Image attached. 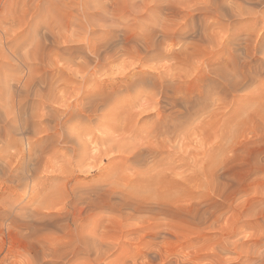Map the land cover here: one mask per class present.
<instances>
[{"label": "rangeland", "instance_id": "rangeland-1", "mask_svg": "<svg viewBox=\"0 0 264 264\" xmlns=\"http://www.w3.org/2000/svg\"><path fill=\"white\" fill-rule=\"evenodd\" d=\"M25 1L27 3V0ZM25 1L16 0L15 2V0H8V2L12 3L7 2V5L9 6L10 4L11 8H15L12 11L7 5L5 8H1L0 11L3 13L0 14L4 17L1 18L0 16V41L3 43L0 42V50H3V47L6 49L4 45L5 36L7 35L6 38L10 37L15 31L14 35L11 36L13 37L16 35L17 30L19 34L17 33L18 37H15L17 39L21 38L17 42L22 43L27 38L30 45L34 41L33 46L35 45L36 47V39L39 40V38L34 35V28L38 24L39 26L42 25L40 32H43L46 37H48L47 33L50 32L54 35L59 32V36H67L70 33V28L73 30V26L70 24V28L67 27L69 30L65 28L66 24L69 23V18H74L78 14L77 12H79L77 17H80L77 0H75L76 2L74 1L75 3L71 2L73 0H61L63 2H60V0H54V2L52 0H49V2L44 0L46 4H42V0L40 2L39 0H28V5H32L31 7H33L34 3L38 5L36 2H39L40 6L41 4L43 5L41 7L44 10L38 5L40 13L41 11L47 12L49 7L51 8L46 13L47 15H45V12H43L44 16L42 13L36 14L39 18L33 15L37 7L35 9L33 7L32 10L28 9V14L23 12L28 6H26ZM170 1L173 2V6L176 5L180 8L184 2H187L188 5L193 4L191 3L192 1L195 2V0H189L191 1L189 4L187 0L182 3L179 0ZM226 1L216 0L215 6L217 7V2L219 4L222 2L223 6L220 4V8L223 7L222 9H224L228 6L227 8L230 11L229 4L232 0H228V3ZM69 3L72 6H76L78 11L73 9L76 7L72 6H70L72 8L69 7L70 10L68 8ZM17 5L22 7V11ZM57 5L66 7L62 9V7L60 8ZM55 6L58 8L56 9ZM7 8L10 9L9 14L7 13ZM66 8L67 10L65 11L64 9ZM220 8L216 11H213L214 9L211 10L213 15L216 16L215 18L220 17ZM16 9H19V11H15ZM72 9L76 14L72 12ZM50 10H55V12L51 11L52 14L50 13L52 19L47 17ZM58 10L62 14L57 12ZM179 10L176 9L175 14H169L167 11L160 12L156 16L152 15L153 19L151 17L146 18L152 19V21H145L147 23L150 22V25L152 22H157V20L158 22H163V20L166 23L173 22L178 27L187 25L188 28L186 26L185 29L189 31V34L184 38L185 42L195 45L196 49H200L201 44L197 40L196 34L199 27L202 30L203 26L197 24L198 15H194V22L190 19L188 20L189 17L185 20L180 17L181 14H178ZM63 11L68 14L66 15ZM7 14L12 20L21 14V19L17 18L16 20L14 18L16 22H11V19H6ZM55 14L59 16V19L56 17L57 15L53 16ZM62 15L65 19L61 18ZM65 15L69 17L66 18ZM126 15L124 13L118 15V20L120 21L127 18L122 21L125 24L120 22L122 25L119 23L116 25L112 21H107V24H112L111 27L118 30L128 29L130 27L128 23H132V16ZM120 16L122 19H120ZM24 17L27 20L30 18V25H28L31 26L30 28L26 27L25 22L23 23V21H26ZM3 18L5 19L3 20ZM34 18L36 22L40 21L39 19L41 21L34 24L33 22L35 21L32 20ZM220 18V20L224 21L222 17ZM18 19L20 22H17ZM180 19L183 20L181 21ZM52 20L54 23L51 25ZM62 20H68V22H62ZM209 20L211 22V18L208 19V23H210ZM230 21L232 22V18ZM10 22L12 24L15 23L11 25ZM60 22L63 23V26ZM58 26L64 28L63 31L65 29L67 31L60 32L62 28ZM8 27L9 31L3 29ZM15 27L19 28L16 29ZM21 28L22 30H20ZM28 28L31 31L33 30L34 33L30 30L28 31ZM19 31L21 36H19ZM50 41L52 40L46 38L45 48L47 49L46 52L49 51V54L47 52L46 55L48 54L49 56H47L52 59L58 56L55 59L58 61H54L56 64L59 62L61 64L65 59H79L74 56L76 54L77 57L81 55L79 43H67V45L64 43L66 46L61 43L59 45L56 44L58 46L56 47L55 43ZM31 46L22 47V50L30 49ZM50 46H52V49ZM53 48L55 51L58 50L59 54L57 56L54 55ZM67 50L68 52H66ZM23 51L21 52L22 54ZM60 56L62 58H59ZM128 57L125 54L121 59H126L125 61L128 62L131 58ZM121 59L119 58L118 60L122 61ZM0 60H3L2 62L0 61L1 67L9 65L5 64L4 59ZM12 63L14 62L12 61ZM144 63V65H150L154 61L148 60ZM9 66L13 68L15 64ZM15 67L13 68L15 73L13 72L12 75L23 77L25 75V67L20 66L22 69ZM21 70H23L22 75H20ZM8 77L6 78L10 79V75ZM22 77L20 78L21 81L23 80ZM252 86L250 89H256L258 85ZM38 87L40 85H36L35 89ZM258 87L256 95L264 98V84ZM244 94V92L239 94L240 101ZM14 96L15 94H11L8 98L11 99L12 104ZM29 96L30 101L28 100L27 105L30 106L31 100L32 102L37 100L38 96L33 94ZM2 98V101H4L7 96ZM29 106L24 109L23 113L20 112L21 117L24 116V113L26 116L28 112L31 113L34 110L37 112L39 108L40 111H38L39 113L37 112L38 114L41 113L39 117L43 113L50 111L49 107L46 109L40 106L37 109H31V106ZM234 106L224 109L217 116L214 114L215 119L212 118L214 117L213 115L204 114L200 117V113H194L193 115L195 116L192 115V118L195 119L191 118L189 120L190 123L188 122L187 127L185 126L187 134L190 129L191 133L189 132L188 136H185L187 134L183 135V139L171 140V144L172 142L173 144L172 148H170L176 153L171 158H168V160L173 159L177 154L182 153L181 155H183L185 153L183 156L186 155L189 162H185L187 165L184 164L186 165H183L184 167H179L177 170L174 169L177 172L171 173L172 175L168 173L164 175V172L163 175L161 174L162 176L157 174L161 176L160 179V176L158 177L157 175L154 177L155 179H151L150 176H155L152 174L138 175L140 173L138 172L139 169L141 171L139 167L124 169L122 162H120L122 156L118 155L102 160L101 167H104L105 171L101 176L98 174L97 165L95 166L92 162L77 166L76 162H74L75 159L72 160L69 155H65L67 147L57 144L55 146V149L57 148L56 151L55 149L52 150L48 144H44L46 139L45 133L42 131L45 125L42 124L44 119L42 116L37 118L38 120H35L32 124L39 123V121L41 123L42 120V123L39 124L41 126L36 124L38 128L41 127L40 135L37 134L35 137L31 132L32 130L28 129V132L25 131V133L23 132L16 137L18 140L15 141V144L9 145V148L3 146L6 151L0 154V264H264V123L261 120V114L252 113L250 110L247 113L251 114L242 112V106L239 108L241 111L238 109L234 111ZM235 107H238V105ZM132 110L137 111L134 108ZM238 111L241 114L237 113ZM233 112L235 113L233 114ZM236 114L238 116L243 115L239 116L240 119L238 118L239 121L237 123L228 127H231L232 131L231 128L229 129L230 131H227L223 128L222 121L224 119L234 120ZM247 115H249V118H247ZM204 116L206 124L204 130L200 129L203 132L201 134L202 132L199 133L198 131L200 122L199 124L197 122ZM150 117H143L140 123L142 125L149 123V120H152V117L151 119ZM196 119L197 121H194ZM210 119H214V121L210 122ZM220 122L221 125L219 124ZM197 124L199 128H195ZM235 126L236 129L234 128ZM90 127L91 125H88V129ZM224 130L227 131L226 134L229 133L233 137L235 136L233 142H231V139L228 141V136H226L227 140L222 138L221 133ZM218 134L219 136L217 137L216 135ZM25 139L30 142L29 145ZM21 140H23V143ZM33 141L34 144H32ZM215 144L219 145L215 146ZM204 151L205 155L201 161L200 158L203 156ZM198 159L199 163L194 164L192 160L196 161ZM214 162L215 164H213ZM112 165L123 167L119 169L118 173L120 177L119 185L110 186L106 182L107 172L113 168ZM166 174L170 176L166 177ZM131 181L139 182V187H130L128 183ZM199 182L203 183L204 187L197 186ZM166 183L167 185L170 183V185L167 187L165 186ZM89 198L91 201H89Z\"/></svg>", "mask_w": 264, "mask_h": 264}, {"label": "bare ground", "instance_id": "bare-ground-1", "mask_svg": "<svg viewBox=\"0 0 264 264\" xmlns=\"http://www.w3.org/2000/svg\"><path fill=\"white\" fill-rule=\"evenodd\" d=\"M22 1L25 0H20V2ZM47 1L49 2V0ZM52 1L54 2V0ZM179 1L182 3L185 0ZM215 1H189V4L190 2L193 4L188 5L187 2H184L182 6L180 5V8L176 5L173 6V2L170 0H77L75 2L79 7L80 17H77L79 12H77L78 14L75 11L73 12V9L76 10L77 7L69 3L68 8L70 6L76 7L72 9L76 16L72 19L69 18V23L66 24L65 22L66 27L64 26L65 28H70V25H72L73 30L70 28V33H66L67 36L63 33L62 35L64 36H59V32L55 35L50 32L54 28L52 26L53 28L48 30L50 33H47L48 37H46L43 32H40L42 25L39 26L38 24L34 28V35L39 38V40L36 39V47L35 45L33 46L34 41L31 43L32 47L27 38L22 39V43L17 42L21 40L20 37L19 39L16 38L18 37V30L15 33L16 37H11L15 32L12 29L14 32L10 37L6 38L7 35H4L6 49L3 47V50H0V59H4L5 64L17 65V67L13 66V68L18 69V67L22 66L26 70L24 72L25 75L21 76L23 78L21 81L20 76L12 75L15 71L9 65L4 67L3 63V67L0 66V154H3L9 145L15 144V141L18 140L16 137L23 132L25 133V131L28 132V129L32 130L31 132L36 137L41 132V127L38 128L36 124H41L42 120L41 123L39 121V123L32 124V122L42 116L45 122L42 123L45 124L42 130L46 136L44 144H48L52 150L55 149L57 144L67 147L65 155H69L72 160L75 159L74 162H76L77 166L92 162L95 166L97 165L98 174L101 176L105 171L104 167H101L102 160L118 155L122 156L120 162H122L124 169L139 167L141 171L139 169L138 172L140 173L138 175L152 174L155 176H150L151 179H155L154 177L157 174L163 175V172L164 175L165 173L173 174L177 172L174 169L177 170V168L179 169V167L187 163V156H183L185 153L183 155H181L182 153L177 154L175 158L169 159L171 161L168 158H171L176 153L171 149L173 144V142L171 144V140L183 139V135L187 134V131H185L187 129L186 125L190 123L189 120L194 113H200V117L204 114L213 115L214 117L212 118L215 119V115L222 113L224 109L238 105V107L234 106V111L240 110L239 108L242 106V112L247 113L250 110L252 113L261 114V120L264 123V98L256 95L258 86L264 84V0H230V11L227 8L228 6L226 7L228 10L226 8L222 9L223 7L220 8L223 1L221 2L222 4L220 3L221 5L217 2V7L215 6ZM7 2L8 0H0V10L3 7L5 8L8 3H12ZM39 2L36 3L39 5ZM42 2V4H46V1L42 0ZM60 2L63 1L60 0ZM52 3L50 4L52 5ZM28 4L27 0L26 6ZM34 4V9L35 7L37 8L33 15L45 12L41 11L40 13L38 5ZM42 4L41 6H43ZM31 6L28 5L26 9L23 8L25 9L23 12L28 14L29 10L33 8ZM41 6L40 8L43 9ZM57 6L62 7V5ZM8 7L11 8L10 4ZM58 7L55 6L56 9ZM18 8H21L20 11H22V7L18 6ZM219 8L220 17L225 22L220 20V17L215 18L216 16L211 11L213 9V11H216ZM12 9L14 10L15 8H11V11ZM49 9L51 8L49 7ZM176 9H180L178 14H181L180 17L185 20L189 17L188 20L190 19L194 22V15H198L197 24L203 26L202 30L199 27L196 34L197 40L201 44L200 49H196L195 45L185 42L184 38L189 34V31L185 29L187 25L178 27L176 23H166L165 20L163 22H158L157 20L155 23L152 22L151 25L149 24L150 22L147 23L148 20L152 21L154 18H152V15L156 16L157 13L165 11L169 14H175ZM9 10H6L8 14ZM64 10L66 11L67 8ZM15 11H19V9ZM51 11L47 17L52 16V12H55V10ZM47 12H45V15H47ZM57 12L60 11L58 10ZM0 13L2 14L3 12L0 11ZM60 13L62 14V12ZM63 13L65 12L63 11ZM69 13L71 14V12ZM120 13L132 16V23H128L130 25V27L128 26L129 28L127 27L128 29L118 30L111 27L112 24H107V21H112L116 25L117 23L125 24L122 21L127 19V15L124 16L125 20L120 21L118 20ZM8 14L6 19L9 18ZM20 15L19 17L17 15V18L21 19ZM36 17L39 18L37 15ZM56 17L59 19L58 15ZM63 17L62 15L61 18ZM148 17L152 19H146ZM14 18L13 20L9 19L12 20L11 22H16L17 18L16 20ZM50 18L52 19V17ZM209 18H211V22L209 20L210 23H208ZM231 18L233 23L230 21ZM19 19L17 22H20ZM41 19L39 20L41 21ZM120 19H122L121 16ZM25 20L23 23L25 22L26 27L30 28L31 26H28L30 25V18L28 20L25 18ZM32 20L35 21V18ZM43 20L45 21V19ZM64 21L68 22V20H62V22ZM128 21L130 20L128 19ZM11 22L10 24L14 25L15 22L13 24ZM38 22L35 21L33 23L37 24ZM33 23L31 24L33 25ZM53 23L52 20L51 25ZM61 24L63 26V23ZM51 25L49 26L51 27ZM123 26L125 27V25ZM9 27L3 29L8 30ZM58 27L62 28L61 26ZM29 28L28 31L30 30ZM63 29L60 32L67 31L66 29L63 31ZM31 32L34 33L33 30ZM24 34L26 35L27 33ZM19 36H21V32ZM46 38L51 39L52 41L50 42L55 43V45L79 43L81 55L78 57L76 56L77 54L74 55L76 59H79H65L66 61L64 60L61 64H59L60 62L56 64L55 62L58 60L55 59L58 58V50L55 51L53 48L54 55L57 58H49V51H47L48 56L46 55ZM0 42L2 43V41ZM28 45L29 47L31 46L30 49L27 48ZM51 45L53 46V44ZM57 45L56 47H58ZM25 46H27V49L23 51L22 47L24 48ZM52 46H50L51 49ZM20 50L23 51V54ZM51 53L53 54V52ZM125 54L133 58L132 61H130L131 58L128 62L125 61V58V60L121 59ZM59 58L62 57L60 56ZM119 58L122 61H119ZM148 60L154 61V63L144 65V62ZM22 71L21 74L19 72L20 75H22ZM7 75H10V79H7L9 78ZM255 84L258 85L257 88L250 89ZM36 85H40V87L35 89ZM241 92L245 93L242 98L243 101L241 100L242 102L239 99ZM11 94H15L14 99L10 97L14 100L13 104L11 99H8ZM30 94L38 96L37 100L33 102L31 100V107L27 105ZM3 96H7L4 101H2ZM27 106L31 109H37L40 106L46 109L49 107L50 111L43 113L39 117L41 114H38L39 108L38 113L34 110L31 113L28 112L27 117L25 113V117L23 115L21 117L20 112L23 113ZM133 108L137 109V111L132 110ZM240 111L237 113H240ZM150 116L152 120H149V123L143 125L140 123L143 117L149 118ZM235 116L234 120L224 119L222 121L224 129L228 131L231 128H228L230 125L239 121V116L237 114ZM248 116L247 118H249ZM197 119L194 121H197ZM214 119H210V122L214 121ZM201 120L197 122L198 124L200 122V128L198 124L195 127L199 128V133L202 132L200 129L204 130L206 124L205 116ZM191 123L196 124L195 122ZM219 124L221 125V122ZM88 125H91L90 129H88ZM85 126L87 127L85 128ZM234 128L236 129V126ZM226 130L221 133L222 138L226 140L229 138L228 141L231 139V142H233L235 136L233 137L229 133L226 134ZM189 132L188 134L191 133ZM188 134L185 136H188ZM216 136L218 137L219 134ZM21 141L23 143V140ZM22 143L20 142V144ZM29 143L27 141L28 145ZM32 144H34V141ZM219 144H215V146ZM169 148L170 150H168ZM202 155L201 161L204 158L205 151ZM192 161L197 164L199 159ZM118 166H113L107 172L106 182L110 186L119 185L120 183L118 173L119 169L123 167ZM169 176L166 174V177ZM159 179L158 181L160 182ZM182 180L184 179L182 178ZM138 183L131 181L128 185L136 188L139 187ZM168 184L170 185V183ZM169 185L166 183L165 186L168 187ZM197 186L204 187V184L199 182ZM76 201L78 200L76 199ZM89 201H91L90 198Z\"/></svg>", "mask_w": 264, "mask_h": 264}]
</instances>
